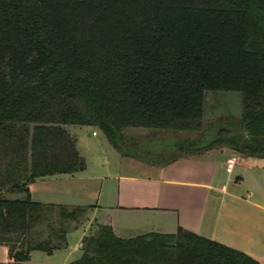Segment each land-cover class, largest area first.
Listing matches in <instances>:
<instances>
[{"label": "trees", "instance_id": "16d2710c", "mask_svg": "<svg viewBox=\"0 0 264 264\" xmlns=\"http://www.w3.org/2000/svg\"><path fill=\"white\" fill-rule=\"evenodd\" d=\"M221 92L241 94L239 118L206 128V97ZM72 127L149 164L216 146L264 159V0H0V264L66 247L85 215L4 198L86 170ZM155 139L166 143L155 155L128 151ZM82 251L71 264H260L182 228L123 239L99 226Z\"/></svg>", "mask_w": 264, "mask_h": 264}, {"label": "crops", "instance_id": "0c3cea01", "mask_svg": "<svg viewBox=\"0 0 264 264\" xmlns=\"http://www.w3.org/2000/svg\"><path fill=\"white\" fill-rule=\"evenodd\" d=\"M83 130L71 132L86 162L85 171L38 179L27 192L4 194L9 200L30 196L57 209H86L79 222L71 224L66 247L51 255L32 252L29 264L79 260L83 239L99 226L110 227L123 239L171 235L182 228L264 264V159L223 146L199 153L177 152L167 161L149 164L123 156L107 139ZM232 155L240 163L228 174L226 162ZM8 262L9 249L0 245V263Z\"/></svg>", "mask_w": 264, "mask_h": 264}, {"label": "rangeland", "instance_id": "374dc122", "mask_svg": "<svg viewBox=\"0 0 264 264\" xmlns=\"http://www.w3.org/2000/svg\"><path fill=\"white\" fill-rule=\"evenodd\" d=\"M243 103H242V96L240 93H236V92H221L220 94H208L206 97V105H205V116L203 119V125L206 128H210V126L212 124H214L215 122L217 123L218 120L220 119H225V120H229L231 118L233 119H238L239 115H240V111L242 109ZM223 123V122H222ZM217 126H215L216 129H222V128H228L229 125H222V124H216ZM233 127V126H231ZM73 129H84L83 131H88V133L90 135H92L93 132H96V134H99V139L105 138L104 134L96 127H85V128H81V127H72ZM71 128V129H72ZM87 129V130H86ZM150 130H144V129H131V130H127V135L130 137H146L147 135L150 134ZM166 135V137H171V135L173 136V133H169V132H164ZM175 137V136H174ZM186 138H189L191 140H196L199 137V134L193 133V134H189L187 136H185ZM210 138V136L208 137V139ZM146 144V141L142 142ZM165 141L164 140H160V139H155L152 140L150 143L149 148H144V149H135V148H131L128 151L129 152H136L139 155L143 156L146 153V149L150 152L149 155H155L157 154V152H161L162 148H166L165 145ZM146 147V146H145ZM217 148H222V146H216L213 147L211 149H217ZM236 172L238 171V168L236 170ZM82 253V250L80 251Z\"/></svg>", "mask_w": 264, "mask_h": 264}, {"label": "built area", "instance_id": "2783aa9c", "mask_svg": "<svg viewBox=\"0 0 264 264\" xmlns=\"http://www.w3.org/2000/svg\"><path fill=\"white\" fill-rule=\"evenodd\" d=\"M96 135V133L94 134ZM240 163V158L236 155H232L226 162V172L231 174L234 168Z\"/></svg>", "mask_w": 264, "mask_h": 264}]
</instances>
